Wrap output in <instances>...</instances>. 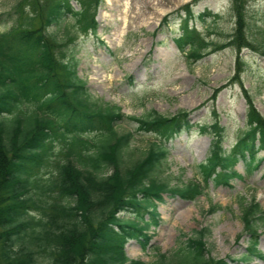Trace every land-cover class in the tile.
<instances>
[{
    "label": "trees",
    "instance_id": "1",
    "mask_svg": "<svg viewBox=\"0 0 264 264\" xmlns=\"http://www.w3.org/2000/svg\"><path fill=\"white\" fill-rule=\"evenodd\" d=\"M100 2L17 0L0 13V21L8 25L0 31V264H173L163 254L150 262L130 259L124 250L129 240L147 249L152 237L147 230L160 222L157 203L163 193L194 200L208 180L228 185L232 177H240L234 169L238 161L251 173L262 159L264 116L243 87L245 124L230 149L223 147L225 127L217 119L194 123L185 109L171 115L149 109L126 116L121 106L94 99L77 72V55L86 40L101 42L96 37ZM249 2L231 0L233 28L221 44H209L190 25L196 17L191 4L182 6V13L179 9L166 15L161 25L179 19L174 41L192 61L232 48L235 70L228 82L240 83L242 50L264 55V25L249 35ZM128 80L132 83L131 76ZM222 87L214 88L212 100ZM124 119L136 124L135 131L157 138L127 165L123 154L133 132L116 129ZM193 129L211 139L200 165L202 182L170 185L159 176L169 156L165 142ZM218 208L211 204L207 211ZM239 208L249 235L250 247L242 258L247 260L256 254L264 210L243 197ZM125 211L135 217H120ZM209 232L208 227L194 230L176 251V264H228L211 257L204 240Z\"/></svg>",
    "mask_w": 264,
    "mask_h": 264
},
{
    "label": "rangeland",
    "instance_id": "2",
    "mask_svg": "<svg viewBox=\"0 0 264 264\" xmlns=\"http://www.w3.org/2000/svg\"><path fill=\"white\" fill-rule=\"evenodd\" d=\"M16 1L0 0V13L12 9ZM72 3L79 7L76 1ZM186 3L191 4L196 16L190 24L209 44L229 39L233 28L231 0H101L96 14V37L103 43L93 38L83 43L77 55V72L86 80L94 99L120 105L126 116L141 115L149 109L171 115L185 109L192 110L193 122L211 123L217 119L225 127L223 145L229 149L245 123L242 87L264 116V55L261 50H242L240 83L228 82L235 70L236 53L232 48L214 51L197 61L187 58L174 42L180 33L179 19L169 18L167 25H161L166 15L181 10ZM205 11L211 14L204 15ZM246 16L250 35L264 25V0H250ZM7 26L0 21V31ZM211 48L212 45L208 47ZM128 76H132V85ZM225 83L212 100L214 88ZM135 127L129 119L116 126L118 132H133L130 146L123 154L124 165L142 156L157 139L153 133L135 131ZM209 140L208 136L192 131L166 141L169 156L160 178L170 185L200 181V164L208 155ZM54 146L53 152H57L59 144ZM263 155L261 152L260 157ZM235 168L243 177H233L229 185L208 181L204 194L193 201L163 193V200L157 204L159 225L147 230L152 235L149 246L143 250L137 241L129 240L125 245L127 257L150 262L163 254L167 261L176 264V251L185 246L186 238L194 230L208 227L210 232L204 240L211 257L230 256L237 260L230 264H264V259H242L248 242L239 208V199L243 197L264 209V158L250 175L244 173L241 161ZM212 203L223 208L210 213L207 210ZM119 216L135 217L130 211ZM259 231L257 252L264 254V226ZM238 235L241 236L236 238Z\"/></svg>",
    "mask_w": 264,
    "mask_h": 264
}]
</instances>
